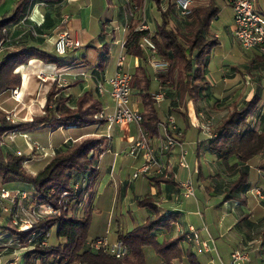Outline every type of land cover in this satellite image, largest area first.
Segmentation results:
<instances>
[{"label": "crops", "instance_id": "1", "mask_svg": "<svg viewBox=\"0 0 264 264\" xmlns=\"http://www.w3.org/2000/svg\"><path fill=\"white\" fill-rule=\"evenodd\" d=\"M160 1L162 5L165 0ZM218 1L220 0H215L217 7ZM42 2L45 8H37L31 22L35 26L41 25L46 12L50 21H47L46 33L38 46L54 53V42L58 34L63 31L77 40L80 46L68 50L59 64L32 58L16 68V72L21 76L20 85L15 87L18 89L17 95L11 90L0 94V108L10 113L16 122L23 124L43 114L46 94L53 84L63 88V92L69 94L73 102L76 97L93 87L92 80L103 82L113 76L117 59L123 54L124 42L130 30L138 29L142 23H145L148 30L154 31L160 22V13L154 0H43ZM129 3L136 4L140 8L133 16H130L125 9ZM254 5L264 17V0H254ZM56 12L60 13V16L58 15L60 22L53 25L51 19L56 16ZM223 29L222 33L219 32L214 22L213 30L219 43L206 56L205 78L208 85L203 93L208 97L200 100L198 104L192 101L186 103L187 119L168 112L170 103L179 102L172 97L174 95L170 90L164 89L165 92L170 91L171 98L164 96L162 100L155 101L164 118L168 115L174 117L184 146L186 143L191 144L189 160L192 165L190 172L194 181L195 197L184 198L181 195L177 181L185 180L188 172L178 166L175 154L167 158L169 166L166 176L152 174L133 179L132 172L141 160L133 159L126 152L132 141L137 138L138 129L134 123L122 125L123 134L113 136L110 133V137H106L105 143L95 153L97 179L84 191L79 205L73 208L78 216L90 214L89 240L106 238L107 230L104 229L112 219L110 216L114 209L119 208L126 214L124 216L129 217L128 224L123 227L124 229L117 226L112 241L118 239L119 234L128 233L140 225L166 217L167 220L154 225L153 232L158 243L181 237L176 245L181 256L174 258L173 264L227 263L230 261L231 253L237 249L247 254L248 258L243 264H264V168H259V163L250 166L247 192L241 196V199L226 200L223 194L214 189L216 185L214 178H209L216 174L213 163L215 157L205 150L206 139L209 137L203 134L200 128L194 126V109L197 106L206 112L216 111L213 101L225 96H227L223 102L225 109L233 103L247 102L253 96L258 83L262 86L261 97L257 104L260 113L251 119H253L252 125L257 128L264 126V118H261V114H264V71L249 73L244 67L249 64L253 55L251 51L241 48L233 34L232 11L230 24ZM18 30L19 26L9 27L8 36H16ZM223 34L230 39V44L222 49ZM116 46L120 48L119 54L110 74L108 69L110 54ZM218 48L222 49V56L212 69L211 51ZM227 57L233 60L229 61V64ZM125 58V69L131 74L141 60L134 56ZM149 72L153 79L152 94L153 91L163 90L158 85L150 64ZM217 76H222L226 80L223 90L218 89L222 86L216 80ZM104 87L103 110L105 113H111L113 107L108 93L109 85L104 82ZM242 87H244L243 94ZM108 102H111L110 106H107ZM108 107L111 112L107 111ZM131 107L140 110V103L136 97L131 98ZM103 130L105 134L106 125ZM87 131L88 128L53 129L47 125H39L14 134H5L0 146L4 153L25 155L27 157L25 168L35 174L43 168L47 159L58 147L68 139L84 136ZM201 159H205L203 167ZM260 160L261 163L264 158ZM199 167L202 169V176L198 175ZM2 188L30 190V186L24 183L4 184L0 179V189ZM257 190L261 192V197L257 196ZM3 207L9 208V202L0 201V264H25V252L31 248L24 244L22 246L13 244L17 236L12 231L14 227L11 225L9 211L2 210ZM190 227L198 235V242L192 239ZM52 242L63 244L64 239L55 238ZM203 243L208 244L210 248L205 249ZM146 261V264H161L154 248L147 249ZM34 262L40 264L39 260Z\"/></svg>", "mask_w": 264, "mask_h": 264}, {"label": "trees", "instance_id": "2", "mask_svg": "<svg viewBox=\"0 0 264 264\" xmlns=\"http://www.w3.org/2000/svg\"><path fill=\"white\" fill-rule=\"evenodd\" d=\"M4 1L0 0V5ZM154 1L160 13L157 28L154 31L130 30L123 46L125 57L134 56L141 60L135 71L131 72L130 99L136 97L139 101L142 126L151 134L156 133L157 122L165 118L155 105L152 95L150 60L169 63L166 73L154 75L160 88L173 92L172 97L180 102V105L179 102L170 103L168 112L187 119L183 104L187 99L198 104L207 96L203 93L208 85L205 78L206 56L219 43L213 30L214 17L219 11L215 0L196 1L192 12L185 17L179 15L174 1L165 0L162 5L160 0ZM29 4L30 0H15L11 9L0 15V94L20 85L21 76L16 68L30 59L38 58L46 63L57 64L63 61L64 55L48 52L38 46L46 33L47 21H50L48 12L39 26L33 25L31 21L27 22L33 27L35 35L27 26L20 24ZM55 15L51 19L53 25L60 22V13L56 12ZM12 26H19L18 34L13 37L8 36V29ZM144 37L154 43L156 53H151L142 46ZM247 51H251L253 55L249 64L244 66L249 73L264 71V54L258 50ZM92 81L93 87L84 91L73 102L71 96L63 92V88L53 84L46 94L43 114L33 117L28 123L7 120L6 112L0 108V141L7 133L39 125H47L53 129L88 128L84 136L68 139L58 147L43 168L35 174L25 168V155L4 153L0 146L2 183L21 182L30 186L31 199L50 204L59 213L40 217L30 229L17 230L14 227L12 231L17 238L13 244H24L31 248L25 252V264H35L36 260L40 264H146L149 248H154L161 264H173L172 260L181 256L176 248L181 237L158 243L153 232L154 225L167 220L166 217L119 234L118 239L125 243L128 254L123 258H116L108 252L91 248L89 243L96 239H88L90 214H75L73 208L79 205L84 191L97 179L95 153L106 139L103 132H100L101 128H105L106 120L99 117L104 111V101L103 94L97 87L105 81ZM261 90L262 86L258 83L249 101L233 103L226 109L223 108V102L227 96L216 98L213 101L216 111L206 112V116L211 118L212 135L206 139L205 150L215 157L213 163L216 169V174L209 178H214V189L223 194L226 200L242 198L249 186V167L264 158V126L257 128L252 125L251 119L260 113L257 104ZM170 91L164 90L165 97L171 98ZM200 109L199 106L196 107L197 112H201ZM261 115L264 118V114ZM258 167L264 168V161ZM198 175L202 176L201 167ZM75 184L79 185L78 189H75ZM52 230L57 239H64L63 244H53L50 241Z\"/></svg>", "mask_w": 264, "mask_h": 264}, {"label": "built area", "instance_id": "3", "mask_svg": "<svg viewBox=\"0 0 264 264\" xmlns=\"http://www.w3.org/2000/svg\"><path fill=\"white\" fill-rule=\"evenodd\" d=\"M196 1L198 0H174V5L179 15L185 17L192 12ZM223 1L232 11V31L241 48L244 50H258L264 54V17L256 9L254 0ZM37 8H45V4L42 1L30 0L27 12L20 21V24L31 29L34 35L36 33L33 27L27 22L32 20ZM125 9L128 10L130 16H133L134 13L140 10L139 6L133 3H129L128 6H125ZM216 19L217 16L214 17V21ZM138 29L144 30L147 27L145 23H142ZM79 46L80 44L77 40L71 38L67 32L63 31L58 34L54 42V51L57 55L62 56L68 50L78 48ZM142 46L147 48L151 53H156V47L149 38L144 37L142 39ZM125 59L124 54L119 55L113 76L105 80V83L109 85L108 93L112 101L113 111L111 113L103 111L99 114L100 118L106 120V133L104 135L107 138L110 137L109 130L114 124H136L138 136L129 145L126 154L133 159H140L141 163L134 168L131 177L136 179L140 176L145 177L152 174L166 176L169 166V159L167 158L175 154L178 166L186 169L188 172L185 180L177 181V186L181 189V195L184 198L195 197L194 181L186 159L187 149L181 139V133L178 130L174 117L168 115L164 120L158 121L155 134L149 133L142 126V114L131 107V74L125 69ZM150 65L155 74L166 73L169 70V63L167 61L151 59ZM40 79L43 78L40 77ZM97 87L100 93L105 91L103 83H99ZM17 90V88H14L11 91L14 95H17ZM164 96L165 92L163 90H159L153 94L155 101L162 100ZM195 118L196 115L194 116V126L200 128L203 134L211 137V118L207 116L203 118L201 116L200 121ZM6 119L16 122L10 113H6ZM11 133L14 134L15 132ZM78 188L79 185L75 184V189ZM256 194L259 197L262 195L259 190L256 191ZM65 195L66 193L63 194V196ZM31 200L32 202H30ZM0 201L9 202L10 207H3L2 210L9 211L10 220L17 230L32 228L42 216L59 214L52 205L31 199L28 190H8L2 188L0 189ZM26 201L28 202L27 204H25ZM189 229L192 232V239L198 242V235L194 233L192 227ZM89 244L94 250H103L116 258H123L128 254L127 246L119 239L109 242L106 238H99L91 241ZM203 246L207 250L210 248L206 243H203ZM247 258L245 252L237 249L231 253L229 262H220V264H243Z\"/></svg>", "mask_w": 264, "mask_h": 264}, {"label": "rangeland", "instance_id": "4", "mask_svg": "<svg viewBox=\"0 0 264 264\" xmlns=\"http://www.w3.org/2000/svg\"><path fill=\"white\" fill-rule=\"evenodd\" d=\"M173 1L174 0H172V2ZM218 2H219L218 3L219 16L217 17V19L214 22L218 26V29H219L218 31L222 33L223 30H224L223 28L226 27V26L228 27L229 24H230V21H231V10L226 5V3L224 1L220 0ZM13 3H14V0H5L4 3L0 5V15H2L3 13L9 11L11 9ZM229 44H230V39L226 35L223 34V36H222V49L223 48H227L229 46ZM119 49L120 48L118 46H116L115 49H114V51H113V53L110 54V61H109V64H108V69L110 71V74L112 73V71H113V69L115 67V59L117 58V56L119 54ZM222 49L221 48H218V49H215V50H212L211 51L212 62H211V65L210 66H211L212 69L215 66L216 62L222 56V54H221ZM226 60H228V64L233 61L232 59H228V57L226 58ZM216 74L218 75L219 73H216ZM217 77L218 78L216 80L222 86V88L221 87H218V89H222L223 90V88L225 87V84H226V80L222 76L221 77L217 76ZM241 91H242V94H243L244 87L241 88ZM153 93H156V92L153 91ZM220 93H221V91H220ZM189 101L194 102L192 99H187L186 102L183 104L184 105V110L186 112V115H187V111H186V107L185 106H186V103L189 102ZM110 104H111V102H108L107 103V106H110ZM106 109H107V111H110L111 110L110 107H108ZM194 112H195L194 114L196 115V118L195 119H197L199 121L201 120V116L203 118H205L206 115H207L205 110H201V112H197L196 109H194ZM121 126L122 125H120V124H114L112 131L109 130V134L111 133L113 136H120V135H122L123 134V131L121 129ZM103 131L104 130L101 128L100 132H103ZM104 143L105 142H103V144ZM185 147L187 149L186 159H187V162H188L189 167H190V170H191L192 169L191 168L192 165L190 164V160H189V157H190L191 151H192L191 150V144L190 143H186V146ZM204 160L201 159V166L202 167H203ZM260 161L261 160H259L257 163H260ZM7 186L9 187V185H7ZM30 202H32V200ZM124 214L125 213H122V211L119 208L114 209L113 214H111V216H110V218H112V219H110V221H109V223L107 225V228L104 229V230H107V235H106L107 241L112 242V239H113L114 233H115V229L117 228V226H119L122 229H124L123 227H126L127 226V224H128L127 218H129V217L124 216ZM11 225L13 226L12 222H11ZM55 238L56 237H55L54 231H51L50 232V241L51 242L54 241ZM19 246H22V244H19Z\"/></svg>", "mask_w": 264, "mask_h": 264}]
</instances>
